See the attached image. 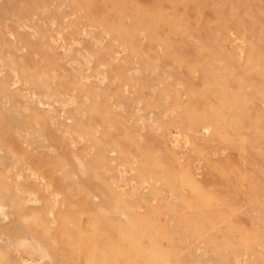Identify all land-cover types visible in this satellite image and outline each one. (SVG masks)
<instances>
[{
	"label": "rangeland",
	"instance_id": "obj_1",
	"mask_svg": "<svg viewBox=\"0 0 264 264\" xmlns=\"http://www.w3.org/2000/svg\"><path fill=\"white\" fill-rule=\"evenodd\" d=\"M0 264H264V0H0Z\"/></svg>",
	"mask_w": 264,
	"mask_h": 264
}]
</instances>
